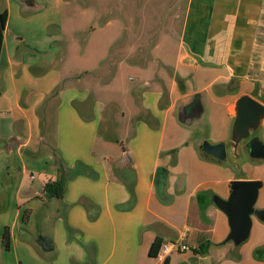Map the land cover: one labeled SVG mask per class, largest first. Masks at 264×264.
Wrapping results in <instances>:
<instances>
[{
    "label": "crops",
    "instance_id": "crops-1",
    "mask_svg": "<svg viewBox=\"0 0 264 264\" xmlns=\"http://www.w3.org/2000/svg\"><path fill=\"white\" fill-rule=\"evenodd\" d=\"M37 6L36 0H0V12L8 10L0 67L4 61L14 87L15 112L7 116L0 109V140L14 137V128L17 153L31 145L36 150L38 137L44 138L39 112L51 90L41 88L33 101L26 95L24 104L19 99L16 68L24 64L16 50L24 44L25 29L22 22L14 26L12 18L23 19L25 7ZM185 13L175 60L159 58L156 74L141 85L138 104L122 113L119 105L111 104L118 107L112 118L124 117V138L101 134L106 106L84 107L87 96L74 94L69 102L60 96L63 102L55 114L59 127L63 117V132L69 133L66 142L58 144L70 175L64 197L59 203L44 195L45 183L57 177L56 165L47 160L41 164L39 188L29 183V165L23 160L14 198L19 206L25 202L29 218L19 222L21 209L16 210L9 250L0 237V264H156L150 255L155 239L179 237L191 249L173 253L163 264H264L254 257V250L264 246L263 220L253 216L247 245L224 242L230 231L228 216L214 202L216 195L229 197L235 179L261 180L259 193L264 192V163L244 162L240 173L234 162L205 158L199 149L205 140L230 142L234 102L240 95L264 103V0H189ZM24 76L22 70L21 84ZM153 85L154 90L147 91ZM195 94H200L202 113L182 119L180 106ZM49 110L52 107H44V115ZM70 119L82 128L77 137ZM196 127L201 136L195 134ZM260 130L264 140V124ZM6 158L0 151V161ZM78 160L91 165L97 177L71 176ZM125 180L135 182L132 203ZM199 192L205 195L204 206L197 199ZM59 205L67 207L73 235L65 231L62 216L57 217ZM206 241L211 242L208 251L195 252Z\"/></svg>",
    "mask_w": 264,
    "mask_h": 264
},
{
    "label": "rangeland",
    "instance_id": "rangeland-1",
    "mask_svg": "<svg viewBox=\"0 0 264 264\" xmlns=\"http://www.w3.org/2000/svg\"><path fill=\"white\" fill-rule=\"evenodd\" d=\"M36 1L38 3L36 9L25 7L24 18L13 17L12 23L15 26L22 22L25 29L21 34L24 37V44L16 50L17 55L21 56L20 59L23 56L24 64L21 68H16L21 103L24 104L27 100L26 95L33 101L41 88L51 89L47 94L46 103L43 102L41 105V113L39 112L42 118L38 128L44 138L38 137L36 150L35 146L31 145L29 148L22 147L19 153L16 150L18 142L14 128L11 127L10 130L11 134L15 133L14 137L7 141L0 140V151L8 155V158L2 159L3 162L0 161V167L4 168L3 172H0V224H2L0 237L5 226L11 229L17 209H21L19 222L25 224L26 204L22 202L19 206L14 198L15 188L22 175L23 160L29 165V183L36 185L41 184L39 181L41 164H45L47 160L55 165L56 156L62 157L58 144L60 142L63 144L69 133L63 132L65 129L63 117L60 118V127L56 117L55 108L63 102L60 96L66 101L74 94L87 96L83 100L84 107H91L92 103L95 107L106 106L100 128L101 134L109 138H124V117L120 114L117 119L112 118L113 111H117L118 108L113 105L114 103L119 105L122 113L127 106L138 104L139 94L144 92L141 85L156 74L157 70H154L159 67V58L168 55L169 60H175L177 56L175 43L181 36L189 2V0ZM22 70L26 75L22 84L26 87L19 79ZM43 76L46 77L42 78ZM13 88L3 61L0 67V92L3 93L0 98V109L4 110L7 116L15 114L11 109L14 104ZM153 90L154 85L147 89ZM111 106L114 110L110 108ZM184 106H180L181 118L185 116ZM44 107H52V110L45 111L44 115ZM70 117L76 121L73 116ZM72 119L71 124H75L73 133L77 137L82 128H78ZM194 130L197 136L203 134L197 127ZM254 134L264 142L260 129ZM245 143L242 142L236 150L227 147L226 159L234 162L240 173L243 172L240 164L244 162L264 163V158H254L250 155ZM38 160L41 163H35ZM32 175L34 179L31 178ZM40 186L36 185L39 188ZM255 205L264 206V192L260 191ZM66 208L63 205L57 206V217L62 216L65 231L73 235L64 219L67 218ZM262 223L261 231H264V221ZM68 224L70 225L69 222ZM24 236V233L21 234V238ZM249 239L250 237L242 244L247 245Z\"/></svg>",
    "mask_w": 264,
    "mask_h": 264
},
{
    "label": "water",
    "instance_id": "water-1",
    "mask_svg": "<svg viewBox=\"0 0 264 264\" xmlns=\"http://www.w3.org/2000/svg\"><path fill=\"white\" fill-rule=\"evenodd\" d=\"M1 94V93H0ZM200 94H195L191 101L183 107L184 118L192 119L203 111ZM233 123L229 143L205 141L203 150L220 159L227 157V147L236 150L242 142L254 158H264V142L254 134L264 124V103L250 94L240 95L234 102ZM163 173L166 169L161 168ZM263 182L258 179H235L231 182V193L228 198L214 196L215 204L228 216L230 231L224 242L240 245L246 241L252 230L253 215L264 221V209L256 208L259 190Z\"/></svg>",
    "mask_w": 264,
    "mask_h": 264
},
{
    "label": "trees",
    "instance_id": "trees-1",
    "mask_svg": "<svg viewBox=\"0 0 264 264\" xmlns=\"http://www.w3.org/2000/svg\"><path fill=\"white\" fill-rule=\"evenodd\" d=\"M7 18H8V10L5 9L4 11L0 12V56H1L2 46H3L4 30H5V26L7 23ZM199 149L203 157L222 162V160L206 153L203 150L202 145H200ZM55 165L57 167V177L55 179L48 180L44 185V195L47 199H62L65 194L66 183L68 179L70 178V175L67 173V167H66V163L63 157L56 156ZM70 173H71V176L88 174L90 176L97 177L98 175L91 165H88L81 160L76 161L75 166L74 168L71 169ZM133 176H135L134 172H133ZM125 183L127 184L131 192V201L129 203H132L135 199V182L134 180L133 181L125 180ZM197 199L201 206H204V204L207 203V201L205 200V195L202 192H199L197 194ZM28 218H29V210H27L25 213V218H24L25 222L28 220ZM64 219L66 221V224L68 225V228L72 231V233H74L75 230L73 227H71L68 224L67 222L68 219L66 217H64ZM162 241L163 239L156 238L155 241L152 243L151 248H150L151 257L156 256V254L158 253L160 249ZM2 243L4 244L6 249L9 250L11 248V229L9 226H5L4 228V231L2 234ZM210 244H211L210 241L203 242L200 244L198 248L194 250L197 253L204 254L208 251ZM254 257L259 260H264V246L257 247L254 250Z\"/></svg>",
    "mask_w": 264,
    "mask_h": 264
},
{
    "label": "built area",
    "instance_id": "built-area-1",
    "mask_svg": "<svg viewBox=\"0 0 264 264\" xmlns=\"http://www.w3.org/2000/svg\"><path fill=\"white\" fill-rule=\"evenodd\" d=\"M190 249L191 247L180 237L164 240L155 256L156 264L165 263L167 258L175 252H184Z\"/></svg>",
    "mask_w": 264,
    "mask_h": 264
}]
</instances>
